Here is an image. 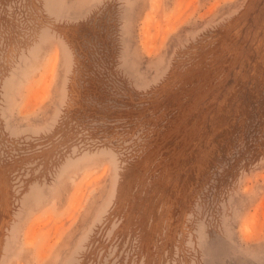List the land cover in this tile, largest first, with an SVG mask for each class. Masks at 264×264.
<instances>
[{"label":"rangeland","instance_id":"374dc122","mask_svg":"<svg viewBox=\"0 0 264 264\" xmlns=\"http://www.w3.org/2000/svg\"><path fill=\"white\" fill-rule=\"evenodd\" d=\"M262 100L264 0H0V264H264Z\"/></svg>","mask_w":264,"mask_h":264},{"label":"trees","instance_id":"16d2710c","mask_svg":"<svg viewBox=\"0 0 264 264\" xmlns=\"http://www.w3.org/2000/svg\"><path fill=\"white\" fill-rule=\"evenodd\" d=\"M260 103H264L263 100L262 102ZM256 104L253 106L254 108V111H255V118H254V126L255 128L257 129L258 127V130H256L255 132H253L254 134V137H255V134H260L262 132V124H264V104L260 105V106H257L255 107ZM261 129V130H260Z\"/></svg>","mask_w":264,"mask_h":264},{"label":"bare ground","instance_id":"6f19581e","mask_svg":"<svg viewBox=\"0 0 264 264\" xmlns=\"http://www.w3.org/2000/svg\"><path fill=\"white\" fill-rule=\"evenodd\" d=\"M150 20V19H149Z\"/></svg>","mask_w":264,"mask_h":264}]
</instances>
